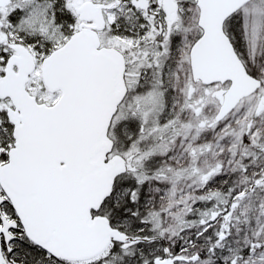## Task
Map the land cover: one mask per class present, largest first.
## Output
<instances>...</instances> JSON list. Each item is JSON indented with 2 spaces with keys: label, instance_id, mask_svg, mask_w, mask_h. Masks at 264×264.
Segmentation results:
<instances>
[{
  "label": "snow or ice",
  "instance_id": "1",
  "mask_svg": "<svg viewBox=\"0 0 264 264\" xmlns=\"http://www.w3.org/2000/svg\"><path fill=\"white\" fill-rule=\"evenodd\" d=\"M0 264H264V0H0Z\"/></svg>",
  "mask_w": 264,
  "mask_h": 264
}]
</instances>
